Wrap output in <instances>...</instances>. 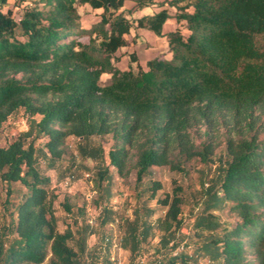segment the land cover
Masks as SVG:
<instances>
[{"label": "trees", "instance_id": "trees-1", "mask_svg": "<svg viewBox=\"0 0 264 264\" xmlns=\"http://www.w3.org/2000/svg\"><path fill=\"white\" fill-rule=\"evenodd\" d=\"M8 1L0 0V127L17 114L27 125L0 144L10 215L0 225V264H98L109 249L107 236L104 246L89 244L92 226L65 202L71 221L59 229L46 169L62 165L71 136L76 156L93 161L86 169L100 226L115 219L116 179L134 171L137 203L120 220L129 264H264V0H131L133 10L159 7L138 17L126 0H20L17 13ZM79 5L101 9L99 18L84 27ZM170 17L177 25L163 31ZM133 27L165 36L170 55L143 67L126 52L128 68H120L118 51ZM95 137H108V147ZM193 160L201 166L188 224L184 186L158 195L151 169L184 173ZM16 182L24 189L12 207ZM157 205L163 214L153 219ZM225 209L233 221L220 218Z\"/></svg>", "mask_w": 264, "mask_h": 264}, {"label": "rangeland", "instance_id": "rangeland-1", "mask_svg": "<svg viewBox=\"0 0 264 264\" xmlns=\"http://www.w3.org/2000/svg\"><path fill=\"white\" fill-rule=\"evenodd\" d=\"M15 2H20V0H9L8 5L14 10V12H19V7L15 5ZM19 4V3H17ZM170 11L174 13L176 11L174 6H170ZM154 6H148L137 12V15H142L144 13H152ZM78 10L81 14V22L84 27L90 26L92 22L99 18L101 9H94L89 5H79ZM128 15L134 17L133 7L126 8ZM136 14V13H135ZM132 17V18H133ZM175 25L173 17H170L166 20L163 26V30L172 29ZM181 30L184 35L187 34V29L182 23L180 25ZM160 36V35H157ZM162 37V36H160ZM83 41L87 40V37L81 38ZM132 38L128 36L127 46L120 48L119 53L125 54L129 51H135L134 45H132ZM259 41H264V36H260ZM135 43V42H134ZM165 48L161 50L160 53L170 55V52L167 50V42L164 40ZM137 54V53H136ZM126 57L119 59L116 63L118 66L124 68L129 64ZM110 74L104 73L101 77V82L105 83L109 80ZM26 120L21 114H17L9 118L3 126L0 127V144L4 145L10 141L20 130L26 127ZM96 140H102L103 144L107 148L109 145L108 137H95ZM76 138L71 136L68 139L67 151L64 154L62 165L56 169H46L47 173L51 176L52 187L57 193V198L55 202L56 206V216L59 223V229L63 230L68 222L71 221L70 217L67 215V212L63 206L64 202L67 203L74 215L79 220H86L92 228L93 233L89 236L88 241L90 245L99 243L101 246H104V236L110 239L111 245L109 249L103 250L102 259L98 264H129V251L124 249L121 246V236L123 230L120 227V220L122 217H132V210L136 205V187H135V174L132 171L131 175L127 179L117 178L113 188L112 196L109 200V205L114 210V220L111 223H108L104 226L99 225V213L100 207H97L94 202V197L96 196V190L94 188V182L92 179L91 172L86 169L93 166V161L90 159L83 160L80 156H76ZM71 156H76L77 160L74 163V166L70 170L66 169L72 159ZM201 166V163L197 160H193L189 165L186 166V171L176 172L171 170L168 166H153L151 169L152 178L161 181L162 189L158 190V195H163L165 191L171 190L175 182L180 183L185 188V202L182 206V216L185 218L186 223L189 224L191 219L190 208L192 203V190L198 188V167ZM44 168V164L42 165ZM146 178L145 180H147ZM13 192L9 194V201L13 207L19 200V190H23V186L19 183H13ZM6 199V184L0 183V225L3 222L9 220L10 215L6 209L4 200ZM150 205H156L155 200L149 201ZM81 209V212H80ZM163 207L160 205L156 206V212L153 215V219L163 214ZM221 219H227L229 221L234 220V216L230 214L226 209L219 213ZM160 232L155 230L154 234L150 237L149 243L147 244L144 254L142 255L144 262H148L151 257L154 255V250L156 249V244L159 239ZM104 242V243H103ZM145 245V244H144ZM104 257V258H103ZM109 257L112 263H108L105 258ZM42 264H48V259ZM201 264L203 262L201 261Z\"/></svg>", "mask_w": 264, "mask_h": 264}, {"label": "crops", "instance_id": "crops-1", "mask_svg": "<svg viewBox=\"0 0 264 264\" xmlns=\"http://www.w3.org/2000/svg\"><path fill=\"white\" fill-rule=\"evenodd\" d=\"M133 5H134L133 1H131V0L125 1V7L126 8H129ZM152 6H154L153 12L159 9V7L156 4L152 5ZM166 6H168V5H166ZM168 8L170 11V7H168ZM140 10H142V9L134 10V17L141 16V15H137V12ZM170 13H172V12L170 11ZM144 14H146V13H144ZM174 21H175V19H174ZM176 25H177V23L175 21V25L172 29H174L176 27ZM169 30H171V29H169ZM163 31H166V30H163ZM129 35L132 38L134 37L135 41H133V39H132V45H134L133 47L136 50L139 62L143 67H145V63L149 58H151L155 55H158L161 52V50H163L165 48L164 40H166V37L165 36H162V37L157 36V34H155L153 31H151L149 29L142 28V27H133L131 29V31L128 34H126L127 40H128ZM166 42H167V40H166ZM167 50H168V45H167ZM129 52H131V51H129ZM118 54H119V52H118ZM166 56H168V55L166 54ZM124 57H126L125 54H122L120 58L123 59ZM127 59H128V57H127ZM120 68H122V67H120ZM125 68H128V65L122 69H125Z\"/></svg>", "mask_w": 264, "mask_h": 264}, {"label": "built area", "instance_id": "built-area-1", "mask_svg": "<svg viewBox=\"0 0 264 264\" xmlns=\"http://www.w3.org/2000/svg\"><path fill=\"white\" fill-rule=\"evenodd\" d=\"M118 264H120V263H118Z\"/></svg>", "mask_w": 264, "mask_h": 264}]
</instances>
